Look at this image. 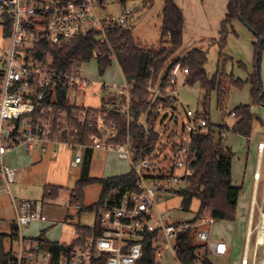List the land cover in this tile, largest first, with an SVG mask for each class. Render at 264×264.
<instances>
[{
    "label": "built area",
    "instance_id": "built-area-1",
    "mask_svg": "<svg viewBox=\"0 0 264 264\" xmlns=\"http://www.w3.org/2000/svg\"><path fill=\"white\" fill-rule=\"evenodd\" d=\"M110 1L117 2L0 0V37L6 42L0 47V180L8 186L15 183L16 172L4 165V158L20 147L42 152L49 145L64 147L75 153L72 162L75 168L82 165L88 151L115 154L131 164L139 191L124 194L111 191L98 207L99 227L95 224L90 227L95 231L99 228L101 235L87 237L70 257L61 258L60 264H165L164 256L170 257V264H184L179 258L177 240L185 231H194V244L206 255L225 256L227 245L212 239L211 228L216 221L210 214L182 225L174 223L169 212L159 208L165 197L180 195L189 186L188 179L197 160L194 137L210 133L209 122L202 112L186 111L179 132L167 125L174 118L179 102L178 76L188 75L189 70L175 69L172 75L175 88L166 91L148 81L151 105L140 115L138 127L144 130L147 139L156 134L158 140L154 149L140 160L136 159L130 132V124L139 114L134 86L123 74L121 83L95 84L83 77V66L91 60L99 63L105 55L111 65L116 63L120 68L108 33L119 26L128 28L133 11L124 7L119 17H102L101 12ZM90 34H96L98 43L107 50H95L88 61L72 60L66 66L56 62L53 55L56 49ZM163 40L161 47L169 48L170 38ZM88 93L98 100L97 107L82 103ZM230 117L233 123L223 124L232 130L237 123L236 114L231 113ZM120 120L127 124L124 135ZM258 150L263 153V143ZM56 155V151L51 152L52 157ZM13 204L16 211L13 225L18 230L19 244L15 264H34L38 260L50 264V253L44 252L38 243L26 246L23 237V231L31 224L47 222L43 202L13 199ZM255 207L253 204L246 246L248 252L254 237L253 264L261 256L264 260V200L257 207L256 224ZM197 255L201 257L198 251ZM242 264H249L247 253Z\"/></svg>",
    "mask_w": 264,
    "mask_h": 264
},
{
    "label": "rangeland",
    "instance_id": "rangeland-1",
    "mask_svg": "<svg viewBox=\"0 0 264 264\" xmlns=\"http://www.w3.org/2000/svg\"><path fill=\"white\" fill-rule=\"evenodd\" d=\"M181 4L185 19L186 32L183 36V45L179 55L183 56L186 52L197 49L203 51L207 55V64L205 72L208 78H212L220 65L218 45L211 40L218 39V31L211 29H219L220 23L224 21L227 11V5L230 0H178ZM125 4V6L123 5ZM164 0H117L110 1L101 16L119 17L123 8L127 7L133 11L127 27L132 30L134 40L143 47L159 48L164 40L161 38L160 29L163 22ZM1 35V34H0ZM206 39V41L204 40ZM208 39V40H207ZM163 41V42H162ZM256 38L253 33L240 21L233 23V30L230 31L227 38L226 47L223 54L230 57L225 65L224 71L227 75H233L235 79L247 81L254 72V50L253 43ZM6 42L0 37V47ZM242 65V67H240ZM182 69L178 65L175 69ZM221 68V67H220ZM83 77L95 84L99 82L121 83L122 73L116 63L108 67L104 73L100 72L98 61L91 60L83 66ZM179 75V74H178ZM180 74L177 81V94L179 102L176 104V113L174 118L167 125L173 131L179 132L182 124L185 122L186 111L194 113L202 112L203 91L200 83L193 85L185 84L183 76ZM259 76L261 83V92L264 96V49L260 60ZM86 106L97 107L99 102L97 99L90 97L88 93L82 103ZM241 105L251 107L254 116V123L251 136L254 137L253 145L262 140L264 141V106L260 105L252 96V85L246 84L242 89L231 88L229 96L224 102L223 109L217 105V94L211 92L209 97L208 115L211 124L216 126V135L219 136V127L223 123H233L230 114L233 110ZM263 124V125H262ZM223 144L234 153V168H240L241 177L245 172L248 163L247 173L253 175L256 167V152L248 151V139L241 137L232 131L222 134ZM57 150L55 157L50 156L51 148L47 152L39 149L26 150L18 149L16 154H10L12 163L7 161L5 157V166L15 170L16 181L10 185L9 189L5 187V191L0 193V234L10 235L14 220L16 219V211L13 204L15 200H29L43 202L45 207V216L48 219V227L42 231L45 234L50 233L52 240L59 243L71 244L77 238L76 227L90 228L96 222V214L88 210H80L77 206H70V198L72 191L76 186V182L80 179L82 173V165L78 167L72 166L75 153L68 151L64 147L55 146ZM22 154H25L24 157ZM21 158V159H20ZM25 159H32L33 162L24 163ZM16 161V162H15ZM132 172V166L129 161L121 160L117 155L104 152H96L92 159L90 176L94 178H108L115 176L127 175ZM262 181L260 189L257 191V200L260 203L264 197V164L262 167ZM45 186H55L60 188V193L55 200H44ZM241 187V185L239 186ZM248 182H245V189L241 191L244 196L249 198L251 191H247ZM102 188L100 185H92L84 189L83 209L95 205L101 196ZM159 208L169 212L172 221L176 224H192L198 217L200 211V201L194 199L189 212L182 208V196L171 195L165 197L164 201L159 204ZM258 222V211L254 216V223ZM226 221H216L212 226V239L216 241L225 237L228 232ZM42 223H33L28 231L24 230L23 234L29 237L33 234L36 225ZM44 225V224H42ZM40 232V235L42 234ZM24 234V237H25ZM38 238V237H37ZM254 240L251 238L249 245V264L252 262V253L254 250ZM12 246V247H11ZM6 250L11 248L17 254L19 250L18 242L13 244L10 241L5 242ZM198 254L203 258L204 250H198ZM164 263L170 264L172 261L169 256H164ZM213 264L219 263L215 258L209 257ZM263 257L259 258L255 264H263ZM197 264H201L199 261Z\"/></svg>",
    "mask_w": 264,
    "mask_h": 264
},
{
    "label": "trees",
    "instance_id": "trees-1",
    "mask_svg": "<svg viewBox=\"0 0 264 264\" xmlns=\"http://www.w3.org/2000/svg\"><path fill=\"white\" fill-rule=\"evenodd\" d=\"M163 22L160 29L162 40L170 38V47L167 49L143 47L134 40L132 30L125 27H116L108 33V40L115 50L122 74L125 79L134 86V98L138 100L139 114L134 122L130 124V132L133 135L136 150V159L140 160L148 155L155 147L158 135L153 134L151 139H147L144 130L138 127V120L143 112L150 107V96L147 91L148 81L159 85L163 91L175 88L172 82V75L175 68L181 65L182 69H188L185 84L193 85L200 83L203 91L202 114L208 120L210 133L207 136H195L194 147L197 151V160L193 165V175L188 179L189 186L180 195L182 196V208L189 212L194 199L200 201V211L196 222L203 215L210 214L215 221L234 222L236 219L237 202L242 187L232 184V159L234 153L223 144L222 134L232 131L243 138H251L254 116L251 107L241 105L233 110L236 114L237 123L232 130L222 124L219 127V136L216 135V126L210 123L208 115L209 97L211 92L217 94V105L223 109L224 102L229 96L231 88L242 89L246 84L252 85V96L264 106V96L261 92L259 76L260 60L264 49V0H230L227 5V12L224 21L220 25L219 39L214 40L219 49L220 65L216 74L208 78L205 72L207 55L205 52L192 49L179 55L183 45L184 18L173 0H164ZM235 21L242 22L252 29L256 38L253 43L254 50V72L247 81L235 79L233 75H227L224 71L225 65L230 57L223 54L227 44V38ZM263 40V42H261ZM163 42V41H162ZM162 45V44H161ZM107 48L101 46L96 40V34H90L73 40L61 48L56 49L54 58L59 65L66 66L72 60L88 61L95 50ZM100 72L111 66L108 55L99 61ZM221 67V68H220ZM242 67V65H240ZM163 102V100H161ZM168 106L167 100L164 101ZM121 135L126 134L127 124L124 120L119 121ZM92 152L88 151L82 164L80 179L72 191L70 206H77L81 210H88L96 214V227L98 207L103 199L113 190L120 194L131 191H139L137 187V176L134 172L127 175L94 178L90 176ZM100 185L102 188L99 201L86 209H83L84 189ZM60 188L55 186H45L44 200H55L58 198ZM10 235L0 234V264H15L16 257L12 250L7 251L5 242L11 244L18 240V230L12 225ZM78 238L71 244L51 242L41 234L33 240L38 243L44 252L50 253V264H60L63 257H70L78 247L83 245L85 239L91 235L99 237V228L76 227ZM177 245L179 248V258L184 264H194L201 261L202 264H213L204 255L203 258L197 255L201 249L194 244V231H185L178 236Z\"/></svg>",
    "mask_w": 264,
    "mask_h": 264
},
{
    "label": "crops",
    "instance_id": "crops-1",
    "mask_svg": "<svg viewBox=\"0 0 264 264\" xmlns=\"http://www.w3.org/2000/svg\"><path fill=\"white\" fill-rule=\"evenodd\" d=\"M173 1H174L175 5L179 8V10L181 11V13L183 15V18H184V35H185V32H186V29H185L186 28V19H185L183 10L181 8V4L179 3L178 0H173ZM123 5L125 6V4H123ZM211 30L212 31H216V32L218 31V39H219V30H220V28L219 29H211ZM218 39H214V40L216 41ZM204 40L206 41V39H204ZM214 40H211V42H213ZM181 76H183V78L185 80L186 76L185 75H181ZM254 140L255 139L252 136H251V138L248 139V144H249L248 151H250L251 153L256 152V154H257L256 167H255V171L253 172V175L247 173V167H248V163H247V165L245 167V172L243 174V177H241V171H240L241 169L240 168H236L235 169L234 168V163H233V160H232V184L234 186H236V187H239L241 185V187H242L241 191H244L245 182L247 181L248 182L247 191H251V193H250L249 198H247V196H244V198H243L242 197L243 193L240 192L239 198H238V202H237L236 219H235L234 222H226L225 223L226 227H228L227 228L228 232H226V236L216 240V241L223 242V243H225L227 245V254L225 256H222V257L208 256V255L205 254L208 258L209 257L215 258L217 261H219V263H223V264H242V260H243V258L245 256V253H247V255L249 253V251L246 252V246H247V241H248L247 234H248V228H249V224H250V215H251V212H252V207H253V204H255V206H256L255 208L258 209L257 207L264 200V197L261 199L260 203H258V200H257V196H258L257 195V191H259V189H260V183L262 181L261 173H262V167H263V164H264V151H263L262 154H260L259 150H258V146H259V144H262V143L264 144V141L260 140L256 144L257 146H255V145L252 144V142H254ZM54 147L55 146H53V145H49V146L46 147L47 148L46 152L49 150V148H51L50 156H51V152L52 151H57V150L53 149ZM18 149H22L23 151L28 150L26 148L20 147V148H17L15 150L11 151L7 155L16 154ZM95 153L92 154V159H93V156H94ZM22 155L24 157H26L25 154H22ZM6 158H7V161L9 163H12L11 157L8 156ZM28 161L33 162L32 159H25L24 163H26ZM91 164H92V160H91ZM4 165H5V158H4ZM256 174L259 175L258 179L255 178ZM5 187L7 189H9L10 186H8L6 184V182L3 179H1L0 180V190L1 191H5L6 190ZM256 209H255V213H256ZM43 211H44V215H45V207H44ZM15 220H14V222H15ZM14 222H13V224H14ZM46 223H48V219H47V222L42 223L44 225L40 224L41 227L36 225L35 230H33V234H30L29 237H26L25 233H24L25 234V237H24V234H23V237H24L25 242H26V246L28 245V243H34L33 240H35L37 237L41 236L40 232L46 230V228L48 227V225ZM26 231H28V229ZM42 234H44V237L47 240L51 241V242H59L57 240H52V238H50L51 235H50L49 232L47 234L42 232ZM250 242H251V240H250ZM250 242H249V244H250ZM10 250H12L13 253H14V250L12 248ZM248 250H249V248H248ZM248 257H249V255H248ZM34 264H41V261L38 260Z\"/></svg>",
    "mask_w": 264,
    "mask_h": 264
},
{
    "label": "water",
    "instance_id": "water-1",
    "mask_svg": "<svg viewBox=\"0 0 264 264\" xmlns=\"http://www.w3.org/2000/svg\"><path fill=\"white\" fill-rule=\"evenodd\" d=\"M248 27V29L250 30V31H252V29L249 27V26H247ZM253 32V31H252ZM261 42H263V40H261Z\"/></svg>",
    "mask_w": 264,
    "mask_h": 264
}]
</instances>
